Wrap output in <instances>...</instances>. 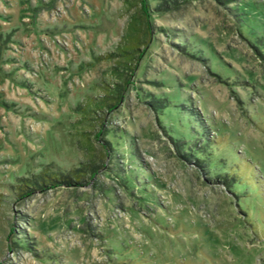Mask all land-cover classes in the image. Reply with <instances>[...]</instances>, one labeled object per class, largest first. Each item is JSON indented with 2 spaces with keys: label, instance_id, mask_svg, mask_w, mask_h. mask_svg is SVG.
Instances as JSON below:
<instances>
[{
  "label": "rangeland",
  "instance_id": "rangeland-1",
  "mask_svg": "<svg viewBox=\"0 0 264 264\" xmlns=\"http://www.w3.org/2000/svg\"><path fill=\"white\" fill-rule=\"evenodd\" d=\"M0 264H264V0H0Z\"/></svg>",
  "mask_w": 264,
  "mask_h": 264
},
{
  "label": "trees",
  "instance_id": "trees-1",
  "mask_svg": "<svg viewBox=\"0 0 264 264\" xmlns=\"http://www.w3.org/2000/svg\"><path fill=\"white\" fill-rule=\"evenodd\" d=\"M185 1H188V0H185ZM193 1V0H192Z\"/></svg>",
  "mask_w": 264,
  "mask_h": 264
}]
</instances>
